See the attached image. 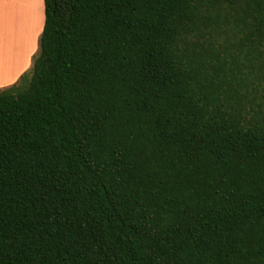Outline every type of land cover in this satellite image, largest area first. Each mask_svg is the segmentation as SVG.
Wrapping results in <instances>:
<instances>
[{
    "label": "trees",
    "instance_id": "trees-1",
    "mask_svg": "<svg viewBox=\"0 0 264 264\" xmlns=\"http://www.w3.org/2000/svg\"><path fill=\"white\" fill-rule=\"evenodd\" d=\"M42 1L0 264H264V0Z\"/></svg>",
    "mask_w": 264,
    "mask_h": 264
},
{
    "label": "rangeland",
    "instance_id": "rangeland-1",
    "mask_svg": "<svg viewBox=\"0 0 264 264\" xmlns=\"http://www.w3.org/2000/svg\"><path fill=\"white\" fill-rule=\"evenodd\" d=\"M43 21L42 0H0V89L29 70L26 66L32 65L37 52Z\"/></svg>",
    "mask_w": 264,
    "mask_h": 264
},
{
    "label": "crops",
    "instance_id": "crops-1",
    "mask_svg": "<svg viewBox=\"0 0 264 264\" xmlns=\"http://www.w3.org/2000/svg\"><path fill=\"white\" fill-rule=\"evenodd\" d=\"M42 26H43V25H42ZM41 31H42V28L39 30V35L41 34ZM39 37H40V36H39ZM38 40H39V39H38ZM0 48H1V46H0ZM34 50H35V47H34V49H33V52H34ZM37 51H38V49H37ZM2 53H3V52H1L0 54H2ZM36 53H37V52H36ZM29 55H30V54H29ZM31 66H32L31 63L28 62L26 67H27V69H28V68L30 69ZM26 67H25V68H26ZM16 81H17V80H16ZM16 81H15V82H16Z\"/></svg>",
    "mask_w": 264,
    "mask_h": 264
}]
</instances>
